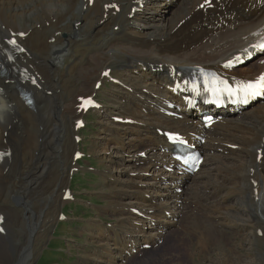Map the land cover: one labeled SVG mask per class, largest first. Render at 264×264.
<instances>
[{
	"label": "bare ground",
	"instance_id": "obj_1",
	"mask_svg": "<svg viewBox=\"0 0 264 264\" xmlns=\"http://www.w3.org/2000/svg\"><path fill=\"white\" fill-rule=\"evenodd\" d=\"M163 1L0 0V55L8 69L0 75V214L5 229L0 231V264H31L34 244L56 222L68 178L78 168L74 156L79 147L75 133L71 137L56 126L76 129L84 117L80 98L101 90L96 84H105L109 78L103 72L116 61L121 84L113 83L110 101L116 106L101 109L102 122L113 117L114 126L103 124L116 137L101 150L108 156L113 146L120 154L111 158V173L131 200L119 196L111 207L133 214L139 233L131 239L118 231L110 239L103 233L96 237L99 245H114L106 251L111 264L117 255L127 259L133 249L141 251L143 244H155L175 229L181 241L190 239V245L185 243L189 252L193 243L211 264H264V102L257 101L255 108L252 102L240 115L226 114L209 129L200 128L193 116L178 119L162 112L171 96L166 88L170 73L181 68L211 67L241 79L264 73V55L227 68L252 51L254 42L264 41V0H213V8H201L206 0H183L180 17L156 30L161 9L174 2ZM114 3L119 11L110 7ZM141 6L149 18L139 16ZM40 30L45 44L37 38L40 48L33 50V35ZM12 38L24 51L15 49L9 57L7 41ZM76 52L83 62L74 70L73 92L57 71L66 69L65 61H74ZM21 87L32 91V107ZM115 117L134 123L121 124ZM164 128L205 132L201 149L206 158L195 175L165 171L170 159L161 151L166 142L158 131ZM142 151L147 158L140 156ZM121 161H129L128 166ZM141 164L146 167L139 171ZM180 187L182 194L176 191ZM19 225L24 240L17 233L12 240L10 231Z\"/></svg>",
	"mask_w": 264,
	"mask_h": 264
},
{
	"label": "rangeland",
	"instance_id": "obj_2",
	"mask_svg": "<svg viewBox=\"0 0 264 264\" xmlns=\"http://www.w3.org/2000/svg\"><path fill=\"white\" fill-rule=\"evenodd\" d=\"M162 3L165 4V0ZM182 3L183 0H174L172 4L163 7L160 12L161 19L156 23L157 25L155 29L159 30L161 26H167L172 24L174 20H177L180 17ZM125 11H127V9H125ZM148 11L149 10H147V12ZM147 14L145 12H140L139 16L142 19L147 17L149 18L150 16H147ZM34 36L35 35H33L32 39L33 50L40 48L39 43H36L37 38L41 37V41L45 44L44 38L46 34L40 30L39 34L35 37ZM48 52L49 51L47 50L44 55L48 56ZM40 54L43 56V52H40ZM82 62L83 59L79 56V53L76 52L74 61L67 59L65 61L66 69H60L57 71V75L62 81L63 86L70 91L75 92L76 77L74 70L77 67L79 68ZM110 66L114 67V72L112 71L113 76L118 78L116 71L120 67V62L116 61L107 68ZM71 77H73V85L72 83H69ZM108 80H110V78ZM106 82L107 80L102 86H106ZM98 92H100L98 99L102 102V104H112L110 101L113 98V87L108 85L103 87V90L101 88ZM112 105L116 106V104ZM255 107H257L256 104L253 105V108ZM101 114L102 112H91L86 115L85 120L87 125L82 128L80 132L79 129H69L70 126L67 127L64 123L56 126L57 131L60 130L62 133H67L71 137L73 133L77 135L79 132L81 140L77 143L78 146L80 145L79 150H82L85 153V157L80 160L81 165L79 171L72 175V173L78 168L73 171L71 173L72 176H69L68 183L66 184L67 188L72 189V194L74 196L73 200L66 201L65 203H61L59 205L58 214L63 212L66 218L60 219L59 214V219L55 220L56 222H52L43 240L41 239L34 244L35 254L31 264H111L112 257L108 258L106 251L110 250L111 247H114V245H99L98 241L100 240H96V237H99L98 235L103 233L105 237L110 239L114 236L115 231H118L122 234V236H126V238L131 239L139 233L138 228L135 227V222L138 221V219L135 218L133 214H131L128 210L127 212L126 209L123 210L124 212H120L115 209L112 210V208L109 207V204L112 206L116 204V202H119V196L121 197V201L131 199L130 197L123 195L121 185L114 183L113 174L111 173V169L114 167L111 163V158L114 157L117 159L118 157L116 156H120V154L116 153L119 152H117V149L113 146H109V154L106 156L103 155L101 150L106 140L116 137L115 132H112L110 130L111 128L109 129L103 124V122L106 121L109 126L111 124V126H114L113 117L109 115L108 118L104 119L102 122ZM216 152L222 153V149L218 148L216 149ZM209 153L213 154L214 151ZM121 162L125 164V166H128L127 164H129V161ZM92 166L95 168L94 171L90 170V167ZM140 166V169H138L139 171L146 167V164H141ZM204 167L209 168L210 166L205 164ZM87 172H93L95 175ZM178 192L182 193L181 191ZM16 207L21 209L18 205H16ZM121 218L122 220H120ZM104 222L110 224L112 223L111 228H108L107 224ZM115 224L117 228L114 226ZM103 226L104 228L106 227V230L99 229V227L102 228ZM177 233L178 231H176V229L173 231L169 230V232L166 231V233H164V238L161 239V241H159L152 248L144 249L141 252L146 257H144V260L142 259L139 261V259L143 257V255L139 256V254H134L135 256L130 259H125L124 257L122 258V256L117 255L118 259H116V264H126L127 260H129L128 264H211V261L205 260L203 257L204 255L197 251L196 246L193 243V248L191 249L192 252H189L187 244L190 245V239L188 237H184L183 242L181 241L182 234L180 232L178 234ZM15 234L21 241L24 240V236L21 235L20 225L10 231L12 240H15ZM110 242L113 243L112 241ZM144 245L145 244L141 246V250ZM128 248L129 245H126L122 248V250L120 248L119 250H121L124 255L126 254L125 252H128ZM261 248L264 249V245H262ZM112 250L119 252V250ZM114 254L116 255V253ZM214 256L216 255L214 254ZM113 264H115V262Z\"/></svg>",
	"mask_w": 264,
	"mask_h": 264
},
{
	"label": "snow or ice",
	"instance_id": "obj_3",
	"mask_svg": "<svg viewBox=\"0 0 264 264\" xmlns=\"http://www.w3.org/2000/svg\"><path fill=\"white\" fill-rule=\"evenodd\" d=\"M207 2V0H206ZM114 7V6H113ZM14 43V41H13ZM258 87H264V75H262L258 81H256L255 83H249L245 86V94L246 95H257L258 92L256 91V89ZM225 90H228V91H231L230 89H225Z\"/></svg>",
	"mask_w": 264,
	"mask_h": 264
}]
</instances>
